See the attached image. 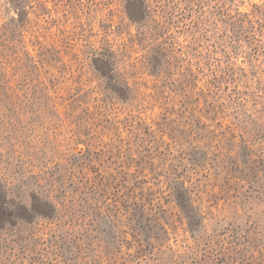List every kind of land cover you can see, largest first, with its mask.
<instances>
[{
  "label": "rangeland",
  "instance_id": "374dc122",
  "mask_svg": "<svg viewBox=\"0 0 264 264\" xmlns=\"http://www.w3.org/2000/svg\"><path fill=\"white\" fill-rule=\"evenodd\" d=\"M142 3L0 0V264H264V0Z\"/></svg>",
  "mask_w": 264,
  "mask_h": 264
},
{
  "label": "trees",
  "instance_id": "16d2710c",
  "mask_svg": "<svg viewBox=\"0 0 264 264\" xmlns=\"http://www.w3.org/2000/svg\"><path fill=\"white\" fill-rule=\"evenodd\" d=\"M142 0H130L128 9L129 16L132 20H139L143 13ZM179 203L181 206L191 214L190 201L184 197L181 191L177 193ZM57 212V205L54 203L34 197L31 206L26 204H14L8 201L6 195L0 191V230L7 224H15L18 221H25L27 223L33 222L36 217L54 218Z\"/></svg>",
  "mask_w": 264,
  "mask_h": 264
}]
</instances>
